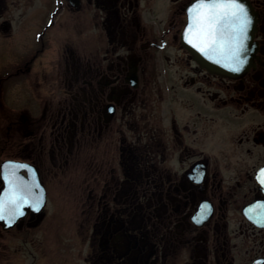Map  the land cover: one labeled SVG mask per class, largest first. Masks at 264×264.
<instances>
[{"label":"flooded vegetation","instance_id":"flooded-vegetation-1","mask_svg":"<svg viewBox=\"0 0 264 264\" xmlns=\"http://www.w3.org/2000/svg\"><path fill=\"white\" fill-rule=\"evenodd\" d=\"M195 2L0 0V264L67 193L83 264H264V0L214 43Z\"/></svg>","mask_w":264,"mask_h":264},{"label":"snow or ice","instance_id":"snow-or-ice-1","mask_svg":"<svg viewBox=\"0 0 264 264\" xmlns=\"http://www.w3.org/2000/svg\"><path fill=\"white\" fill-rule=\"evenodd\" d=\"M187 11L190 19L189 27H192L194 24L197 31L201 32L204 36L211 38V42L213 43L215 42L216 27L222 22L226 21L228 26L233 28L237 33V40H239L240 36L246 34L247 28L251 23L247 9L240 0H196ZM0 167L6 170H14L26 169L29 166L8 162ZM10 202L14 203V200ZM2 208L3 202L0 201V210H2ZM3 218V215L0 214V219Z\"/></svg>","mask_w":264,"mask_h":264},{"label":"rangeland","instance_id":"rangeland-1","mask_svg":"<svg viewBox=\"0 0 264 264\" xmlns=\"http://www.w3.org/2000/svg\"><path fill=\"white\" fill-rule=\"evenodd\" d=\"M54 209L58 212L56 214L47 213L45 218L46 233L44 232L43 235L45 236L47 255L44 264H83L80 252L83 244L80 236L78 238L74 236L73 217L68 215L69 213L71 215V210H73L68 193L65 200L55 203ZM64 212L67 217L61 216ZM58 227H62L60 233L56 232ZM28 262L29 264H38L37 259L33 262L30 258Z\"/></svg>","mask_w":264,"mask_h":264},{"label":"water","instance_id":"water-1","mask_svg":"<svg viewBox=\"0 0 264 264\" xmlns=\"http://www.w3.org/2000/svg\"><path fill=\"white\" fill-rule=\"evenodd\" d=\"M218 26V25H217ZM220 36V30L219 29H216V32H215V37H218ZM216 63L217 66H219L218 70L222 73H227L226 71V63H225V59L226 58H222V57H216V58H212ZM241 60V57H237V61H240ZM7 198V193L6 192H3L0 196V200H4Z\"/></svg>","mask_w":264,"mask_h":264}]
</instances>
